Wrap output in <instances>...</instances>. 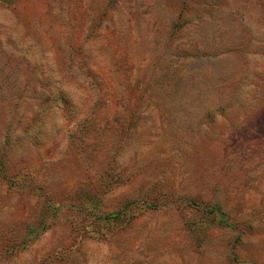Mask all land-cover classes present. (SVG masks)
<instances>
[{
  "label": "rangeland",
  "instance_id": "rangeland-1",
  "mask_svg": "<svg viewBox=\"0 0 264 264\" xmlns=\"http://www.w3.org/2000/svg\"><path fill=\"white\" fill-rule=\"evenodd\" d=\"M0 264H264V0H0Z\"/></svg>",
  "mask_w": 264,
  "mask_h": 264
}]
</instances>
